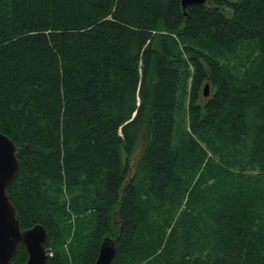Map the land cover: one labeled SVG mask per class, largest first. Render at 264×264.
I'll list each match as a JSON object with an SVG mask.
<instances>
[{
    "label": "trees",
    "instance_id": "trees-1",
    "mask_svg": "<svg viewBox=\"0 0 264 264\" xmlns=\"http://www.w3.org/2000/svg\"><path fill=\"white\" fill-rule=\"evenodd\" d=\"M0 131L48 264H264V0H0Z\"/></svg>",
    "mask_w": 264,
    "mask_h": 264
},
{
    "label": "water",
    "instance_id": "water-1",
    "mask_svg": "<svg viewBox=\"0 0 264 264\" xmlns=\"http://www.w3.org/2000/svg\"><path fill=\"white\" fill-rule=\"evenodd\" d=\"M207 0H181L186 14L190 5L206 4ZM208 83L204 87L208 94ZM16 146L10 136L0 131V264H12L11 259L23 245L27 249L26 264H48L45 248L47 230L44 224L37 223L22 228L14 203L7 194V186L16 177L19 161ZM116 237L105 236L101 243L94 264H112L116 252Z\"/></svg>",
    "mask_w": 264,
    "mask_h": 264
},
{
    "label": "rangeland",
    "instance_id": "rangeland-1",
    "mask_svg": "<svg viewBox=\"0 0 264 264\" xmlns=\"http://www.w3.org/2000/svg\"><path fill=\"white\" fill-rule=\"evenodd\" d=\"M204 87H203V91H204ZM208 91H209L208 93H210V94L213 92L212 89L208 90ZM206 97H204V98L206 99ZM145 146H146V144H145L144 138H141V140L139 141L137 147L128 156L129 157V159H128V169H130V174H129L130 177L132 175H134V172L136 171L137 163L139 161V158L141 157V154H142L143 150L145 149ZM65 197L70 200V197H69L68 193L65 194Z\"/></svg>",
    "mask_w": 264,
    "mask_h": 264
}]
</instances>
